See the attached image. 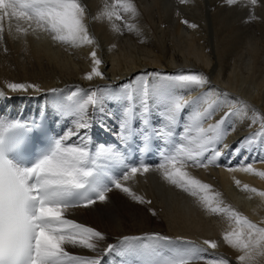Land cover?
Returning <instances> with one entry per match:
<instances>
[{
  "label": "bare ground",
  "instance_id": "bare-ground-1",
  "mask_svg": "<svg viewBox=\"0 0 264 264\" xmlns=\"http://www.w3.org/2000/svg\"><path fill=\"white\" fill-rule=\"evenodd\" d=\"M80 2L86 9L84 23L89 35L94 38V43L86 44L89 46L84 48L80 46L82 49L70 44L67 45L71 47L58 43L52 46V43H40L38 38L36 43L34 36H18L16 29L23 21H18L17 25L7 18L0 21V92L4 93V97H0V119L16 121L21 114L30 117L33 110L47 107L54 117L62 120L66 130L73 129L78 117L62 114L57 102L73 105L91 90L105 89L108 95L103 107L105 113H112V116L109 118L104 114L101 120L98 113L91 133L111 135L117 132L119 122L124 118V109L128 107L125 86L134 97H137L136 90L143 88V82L135 79L138 76H144L148 87L152 85L159 93L163 87H171L173 95L161 108V114L186 94L190 98L192 96L186 107L196 116L199 106L204 104L202 101L212 96L214 124L225 112H235L226 122L227 127L234 124L235 131L230 132L222 142L231 147L227 149L226 156L219 159L221 166H189L185 170L209 184L214 192L220 194L219 198L225 206L258 227H264V196L259 195L264 192V178L257 179L254 174L241 170L229 171L224 166L229 163L238 165L244 156H248L247 162L264 158V143L256 144L252 152L242 151L238 156L232 155V149L242 139L264 132L259 119L252 123L253 118H264V0H256L255 4L252 0H235L232 4H228L227 0H131L136 13L124 14L123 21L109 20L105 15L111 10L113 0ZM125 24L132 25V30H128ZM93 51L102 61L98 67L103 78L94 77L89 81L85 76L93 67ZM157 73L160 75H155ZM181 74H201L207 83L181 86L175 81L163 79ZM9 83L32 84L40 91L12 92L7 87ZM77 88L82 90L81 93L69 100L68 97ZM51 89H57V92L53 93ZM149 105L158 112L155 104L150 101ZM91 114L92 109L89 108L86 115ZM153 117L151 124L155 125ZM134 121L139 122V119ZM175 125L170 126V132L175 131ZM256 139L261 141L259 137ZM208 155L210 153L205 159ZM253 167L264 171V163H253ZM254 179L258 180L257 184L253 183ZM236 181L241 185H257L254 188L257 191L253 192L256 199L254 205L234 201L231 186ZM125 184L151 203H138L113 188L107 193L106 202H97L91 207L69 208L65 218L103 233L106 239L96 242L101 250L123 237H146L158 233L170 238L165 252L191 241L207 249L203 255L208 259L226 258L229 264H248L238 259L244 252L223 240L225 233L236 230L235 223L226 216L205 210L197 197L167 182L157 168L137 174ZM204 240L215 241L217 247L208 248L203 244ZM131 243L134 250L146 254L145 262L151 259L143 245H151L152 241L142 239ZM65 250L78 257L97 255L72 245H65ZM262 253L264 249H257L250 264H264ZM191 264L206 262L197 260Z\"/></svg>",
  "mask_w": 264,
  "mask_h": 264
},
{
  "label": "snow or ice",
  "instance_id": "snow-or-ice-1",
  "mask_svg": "<svg viewBox=\"0 0 264 264\" xmlns=\"http://www.w3.org/2000/svg\"><path fill=\"white\" fill-rule=\"evenodd\" d=\"M234 2L235 0H227L228 4ZM252 3L255 4L256 0H252ZM85 11L80 0H0V21L7 18L9 21H24L29 27L34 24L36 28L50 32L54 41L72 46L94 43V38L89 35L84 23ZM128 13H136L131 0H113L111 10L105 15L109 20L115 18L123 21L124 14ZM125 27L132 30L130 24H125ZM191 27L195 28L196 25ZM16 30L27 31L19 26ZM91 59L93 67L85 79L91 81L94 77L103 78V73L98 67L102 61L97 58L95 51L91 53ZM135 79L143 82V88L136 90L137 98L128 90V86H125L128 107L124 109V118L119 122L115 135L121 141L140 136L147 146V130L156 114L150 108L149 101L154 96L158 103H163L165 98L157 90L149 89L144 76ZM163 79L175 81L181 86H199L207 83L201 74L165 76ZM7 87L12 92H26L29 89L40 91L35 85L24 83H9ZM81 91L77 88L68 99L72 100ZM51 92L55 93L57 89H51ZM107 95L105 89H98L86 93L84 98L73 105L57 102L58 110L62 114L68 113L78 117L75 128L67 129L64 135H57L51 146L31 163H25L19 157V150L28 139L27 134L35 130L36 122L29 124L0 119V264H103V258L109 254H134V245L131 242L142 239L153 242L151 245H143L151 257L148 264H191L197 260H204L206 264H229L226 258L208 259L203 255L207 249L191 241H185L182 247L165 252L170 238L158 233L146 237H123L117 243L108 244L101 250L96 242L106 239L103 233L65 218L66 211L71 207H91L97 202H106L107 193L113 188L138 203H151L136 195L125 182L134 179L137 174L149 172L152 165L140 163L129 166L125 163L122 153H116L112 147L106 148L105 145H99L95 155L90 153L88 144L91 142V130L96 122V115L101 114V120L104 114L109 118L112 116V113H105L103 107ZM0 97H4L3 92H0ZM186 106L187 102L180 100L172 103L168 107V122L175 124L177 114ZM89 108L92 109L90 116L86 115ZM211 115V111L205 110L202 114L197 113L195 119L199 121ZM233 115L234 111L225 112L215 124L206 129L198 128V135L189 140V146H181L174 152L162 149V162L157 169L167 182L197 197L205 210L226 216L235 223L236 230L225 233L223 240L231 247L244 252L238 259L250 264L256 250L264 249V227H258L231 207L225 206L219 198V193L185 170L189 166H221L219 159L231 147L222 142L230 132L235 131L234 124L231 127L226 126V122ZM136 118L139 119L138 127L134 124ZM257 119L260 127L264 129V118H253L252 123H256ZM103 126L107 131H111L107 125ZM154 134L157 138L165 134L172 135L171 132L165 133L163 127H158ZM41 135H46V131L41 132ZM73 137L75 139L71 144L65 143ZM257 137L264 143V132L256 133L242 139L232 149V155L238 156L242 151L252 152L256 147ZM164 143L167 145L168 142ZM208 153L210 155L205 159ZM101 156L119 166V176H110L109 168L98 163L97 157ZM247 161L248 156H244L240 164L232 166L229 163L224 166L229 171L241 170L264 178V171L253 167V163H264V158L259 161L255 158L251 162ZM236 183L239 185L240 182ZM244 188L257 191L247 185ZM259 195L264 196V192ZM203 244L210 249L217 247L215 241L204 240ZM65 245L87 249L97 255H71L65 250Z\"/></svg>",
  "mask_w": 264,
  "mask_h": 264
},
{
  "label": "rangeland",
  "instance_id": "rangeland-1",
  "mask_svg": "<svg viewBox=\"0 0 264 264\" xmlns=\"http://www.w3.org/2000/svg\"><path fill=\"white\" fill-rule=\"evenodd\" d=\"M11 23L14 24V25H17L18 24V21L15 20V19H13V20H11ZM20 28L21 29L22 28L23 29H27V31L24 32V34H23V32H18V36H22V38H24V35L25 36H29V37L34 36L36 38V43L38 42V39H39L40 43H42V42L52 43V46L53 45H56L57 43L60 44L61 46H63V44H64V43H61V42H58V41H54L53 38H52V34L50 32L43 31V30H41L39 28H36V26L34 24H33L32 27H29L28 24H26L23 21ZM19 34H21V35H19ZM67 46H70V45H67ZM86 46H89V45H84V46L82 45L83 48L86 47ZM73 47H77V48H81L82 49V47H80V46H73ZM87 50L86 51L88 53L89 52V49H87ZM110 64H111V62H110ZM111 66L112 65H110V67ZM149 88H150V90H154V87L152 85H150ZM150 96H151V92H150ZM181 96L184 97V95H181ZM210 97L205 98V100L202 101L204 104H202L201 107L199 106L198 112H200L201 114L204 113L205 110L211 111V109H212V104L211 103H213V100L214 99H213L212 96H210ZM191 98H192V96H191ZM191 98H190V96H188V95L185 94V97L183 98V101H181V102H187V103H189ZM178 99L181 100L182 98L179 97ZM178 99H176V100H178ZM210 106H211V108H210ZM205 108H207V109H205ZM215 123H216V121H215ZM212 124H214V119H213V116H210V117H207V118L202 119V122H201L200 127H203V128L206 129L209 125H212ZM257 144H258V146L261 145V141H258ZM226 154L223 157H221V158H224L226 156ZM255 176H257V175H255ZM259 178L260 177L257 176V179H259ZM257 181L258 180L254 179L253 183L257 184ZM249 185L250 184H248V187L251 188V189L257 188V185H255L256 187L255 186H249ZM244 186L245 185H241V184L238 185L236 182H233V184L231 186V196L234 195V196H232L234 198V201L238 202L239 204H244V203L247 204V203H249L250 205L251 204L254 205L256 203V199L253 198V194H254L253 191H251V192L249 191L250 193H248V190H245Z\"/></svg>",
  "mask_w": 264,
  "mask_h": 264
}]
</instances>
